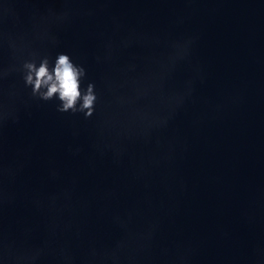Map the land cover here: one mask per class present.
<instances>
[{
	"label": "water",
	"instance_id": "1",
	"mask_svg": "<svg viewBox=\"0 0 264 264\" xmlns=\"http://www.w3.org/2000/svg\"><path fill=\"white\" fill-rule=\"evenodd\" d=\"M66 2L0 0V264H264V0ZM59 53L89 120L24 86Z\"/></svg>",
	"mask_w": 264,
	"mask_h": 264
},
{
	"label": "clouds",
	"instance_id": "2",
	"mask_svg": "<svg viewBox=\"0 0 264 264\" xmlns=\"http://www.w3.org/2000/svg\"><path fill=\"white\" fill-rule=\"evenodd\" d=\"M71 0H67L64 7L57 11L49 9L61 20H68ZM91 13V10H89ZM195 37H187L183 39L172 40L168 44L170 49L169 68L171 74L176 67L183 61L190 58L192 45ZM179 53V55H176ZM20 71L24 86L30 89V97L37 101H53L56 100V111L59 113H71L73 115L79 113L83 115L85 120H89L95 113L98 101L96 84L90 81L84 85L87 73L83 65L75 63L72 58L65 53H59L54 63L47 55L33 54L32 58L25 59L20 65ZM194 80L186 81L182 90L176 93L178 99L176 105L172 108V112L176 107L182 105L188 98L192 97L194 92ZM171 116L163 117L157 124V127H165ZM76 151H80L79 148ZM55 174V173H54ZM11 203L10 200L0 201V211L3 206ZM37 264L40 260V254L35 257ZM58 260H63V255L58 256Z\"/></svg>",
	"mask_w": 264,
	"mask_h": 264
}]
</instances>
